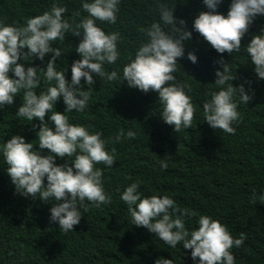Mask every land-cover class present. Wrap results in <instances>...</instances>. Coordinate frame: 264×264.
<instances>
[{
    "label": "trees",
    "instance_id": "16d2710c",
    "mask_svg": "<svg viewBox=\"0 0 264 264\" xmlns=\"http://www.w3.org/2000/svg\"><path fill=\"white\" fill-rule=\"evenodd\" d=\"M84 2L91 0H0V22L25 26L28 18L49 11L55 3L67 9L64 18L70 23L74 13L79 12L78 23L87 16L82 9ZM231 2L222 0L216 11L226 17ZM157 3L173 7V16L184 20L186 30L192 33L191 39L184 41V56L178 58L174 75L175 82L184 85L192 98L196 111L191 128L180 132L161 119L157 92L144 93L128 87L126 81L121 83L129 57L134 58L146 42L140 29L159 20ZM118 7L116 23H96L106 33H120V56L114 64L104 65L106 72L117 71L120 79L108 81L93 73V92L83 111L64 113L62 96L53 107V111L67 115L70 123L82 125L90 133L102 132L106 150L116 149L113 166L95 165L103 171V187L111 196V203L95 207L85 201L87 210L81 209L79 224L64 232L58 222L50 221V208L56 202H44L38 194L20 195L0 151V264H154L159 258L173 260L174 264H199V258L193 260L191 250L182 244L172 248L155 233L132 224L128 205L120 197L134 182H139L142 198L166 195L173 199L180 210L176 215L187 212L183 219L190 231L198 227L201 215H207L226 226L234 238L245 233L243 245L230 250L234 264H264V79L257 77L246 51L252 36L264 31V15L253 19L239 52L220 54L193 29L199 13L209 11L203 0H120ZM163 30L167 31V27ZM81 39L82 33H66L64 42L57 40L51 45L62 50L56 66L57 70H66L69 83L71 65L80 59L75 49ZM189 52L197 57L195 64L188 60ZM51 56L46 54L43 61L34 56L18 60L25 69L38 70L40 84L34 90L37 95L54 86V81L48 82L43 76ZM221 58L227 63L228 74L235 77L229 83L235 88L242 85L252 96L247 104L234 96L240 113L239 123L233 124L234 134L213 129L204 120L203 103L212 92L220 90L214 82L216 71H223L217 63ZM9 76L15 78L13 73ZM81 87L88 90L83 78ZM23 102L21 91L12 105L0 107V149L13 135H19L26 143H32L40 155H49V150L39 149L40 121L16 115ZM50 115L46 113L45 121L54 128L48 120ZM121 130L125 137L114 142ZM128 130L136 133L135 138L126 137ZM72 159L55 157L54 162L71 166ZM162 160L167 162V169L161 168ZM44 183L47 184L46 178Z\"/></svg>",
    "mask_w": 264,
    "mask_h": 264
},
{
    "label": "clouds",
    "instance_id": "9594fccd",
    "mask_svg": "<svg viewBox=\"0 0 264 264\" xmlns=\"http://www.w3.org/2000/svg\"><path fill=\"white\" fill-rule=\"evenodd\" d=\"M120 0H91L82 3L87 13L78 23L74 13L72 22L64 18L67 9L53 3L49 11L28 18L25 26L5 25L0 22V107L12 105L14 97L23 91V104L16 112L17 116L32 121H40L37 132L39 149L49 150V155H40L32 143H26L19 135H13L3 144V158L7 164V173L16 191L24 197H36L56 203L50 208V221L58 222L64 232L72 231L79 224L85 201L95 207L111 203V196L103 187V171L96 164L107 167L115 162L116 149L106 150V141L102 132H89L78 124L69 122L65 112H80L88 106L92 85L95 83L93 73L108 81L120 79L118 72L110 73L104 69L105 64H114L120 56L117 44L119 32L106 33L97 21L116 23ZM209 11L200 12L193 21V29L207 41L217 53L239 52L241 40L247 33L249 25L258 15H264V0H232L227 16L219 14L216 9L222 0H203ZM159 20L148 28H141L146 42L135 52L134 58L123 67L121 81L127 82L130 88L147 93H158L162 106L161 119L174 127L175 132L190 129L196 111L192 98L186 94L185 87L177 84L174 73L177 71L178 58L184 56V41L190 40L192 33L186 30L185 21L173 16V7L166 3H157ZM179 25V26H177ZM167 27V31L163 30ZM80 36L82 39L76 47L80 56L71 65V82L65 78V69L57 70L56 60L62 50L52 47V42H64L65 34ZM23 49H27L24 52ZM248 56L254 65L258 78L264 79V31L252 36L246 47ZM51 53L44 78L54 81L45 92L37 95L35 89L40 84L35 67H25L18 60H29L37 57L43 61ZM193 64L197 57L189 52L187 55ZM223 71L217 70L215 84L219 91L212 92L210 99L203 103L205 121L213 129L227 134H234L233 124L239 123L240 113L234 96H239L240 103L247 104L252 96L246 93L241 85L233 87L229 81L235 77L229 73L227 63L221 58L217 61ZM13 73L15 78H11ZM88 90H82L81 79ZM227 85V87H224ZM190 91V89H189ZM63 97L66 105L64 113L53 111L58 98ZM51 113L48 120L54 125L49 127L45 121L46 113ZM136 133L128 130L126 137L135 138ZM125 137L121 130L114 142ZM55 157L73 158L71 166L56 165ZM69 160V159H68ZM162 169H167L166 161H160ZM47 180L45 185L44 180ZM139 182L128 185L121 194V200L128 205L132 224L144 227L166 245L175 248L182 244L184 249L191 250V258H199V264H234L232 248L243 245L246 234L241 232L234 238L226 226L210 216L201 215L198 227L188 230L183 217L187 212H180L175 201L168 196L141 197L138 191ZM171 210V211H170ZM194 214V213H193ZM154 264H174L173 260L157 259Z\"/></svg>",
    "mask_w": 264,
    "mask_h": 264
}]
</instances>
